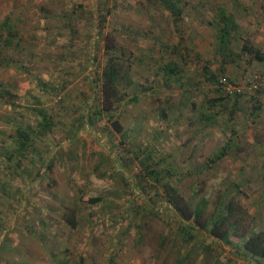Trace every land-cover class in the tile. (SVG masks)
Wrapping results in <instances>:
<instances>
[{
    "label": "rangeland",
    "instance_id": "obj_1",
    "mask_svg": "<svg viewBox=\"0 0 264 264\" xmlns=\"http://www.w3.org/2000/svg\"><path fill=\"white\" fill-rule=\"evenodd\" d=\"M173 2L180 16L162 0H0V264H264L235 236L185 234L163 193L208 213L232 200L264 231V92L247 85L264 76V0ZM108 43L132 84L97 115ZM211 74L240 91L220 100Z\"/></svg>",
    "mask_w": 264,
    "mask_h": 264
},
{
    "label": "trees",
    "instance_id": "obj_2",
    "mask_svg": "<svg viewBox=\"0 0 264 264\" xmlns=\"http://www.w3.org/2000/svg\"><path fill=\"white\" fill-rule=\"evenodd\" d=\"M162 2L173 15L180 16L181 9L173 0H162ZM218 19L221 28L220 42L226 46L232 31L236 29V24L234 18L227 15L225 10L219 12ZM243 50L260 60L263 59L260 52L250 45H244ZM106 52L108 54L106 65L101 73H99L96 81L103 98L99 109L95 111L97 115L101 113L108 115L116 112L120 104L127 97L125 88L132 84L130 78L131 66L128 65V61L125 63L122 60L121 57L123 55L121 51L118 52L117 46L114 43H108ZM174 72L175 70L171 67L165 69L167 75L174 74ZM211 78L215 80L218 86L219 78L214 74H211ZM226 97L228 96L222 95L219 99L223 100ZM53 124V119L49 115L42 113L40 128L44 134L52 130ZM116 127L117 132L120 133L121 127ZM18 136L22 139V142L29 141L30 139V135L27 132L19 131ZM161 180L163 179H160L158 182L160 183ZM163 193L167 198L166 204L179 217L182 223V230L185 234H189V230L191 229L202 230L206 231L209 237L227 244L231 243V238L235 236L239 239L241 243L240 247L244 250L245 254L258 261H264V231L256 232L251 229L250 225L247 224V213L238 203L225 199L217 203L214 210L208 213L210 201L206 197H202L200 201H196L197 193H194L187 199L176 186L168 183L163 185ZM152 213L154 212L152 211ZM68 222L72 226L76 225L73 219H69ZM207 247L210 248V246Z\"/></svg>",
    "mask_w": 264,
    "mask_h": 264
},
{
    "label": "built area",
    "instance_id": "obj_3",
    "mask_svg": "<svg viewBox=\"0 0 264 264\" xmlns=\"http://www.w3.org/2000/svg\"><path fill=\"white\" fill-rule=\"evenodd\" d=\"M248 91L250 93H255L258 94L260 92H264V76L260 77L256 80H251L248 84ZM218 89L222 91L224 95H232L236 94L237 92L240 91L239 86H232L228 83L227 79L225 78H219V84H218Z\"/></svg>",
    "mask_w": 264,
    "mask_h": 264
}]
</instances>
